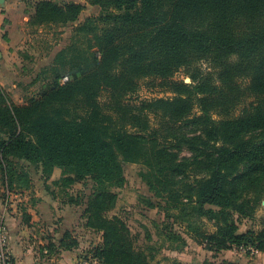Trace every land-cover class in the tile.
Here are the masks:
<instances>
[{
    "label": "trees",
    "instance_id": "16d2710c",
    "mask_svg": "<svg viewBox=\"0 0 264 264\" xmlns=\"http://www.w3.org/2000/svg\"><path fill=\"white\" fill-rule=\"evenodd\" d=\"M85 2L101 10L79 29L93 34L92 64H71L75 71L57 75L25 105L13 104L0 87V185L8 192L29 190L26 174L13 169L22 163L39 170L43 181L58 169L53 186L65 198L73 184L90 180L82 218L85 229L101 237L92 258L100 264H151V249L137 250L124 222L106 216L117 198L110 189L125 183L122 164H141L148 189L181 219L221 216L213 234L197 233L209 250L264 254V231L240 233L232 219H249L264 198V0ZM83 10L76 3L37 0L29 23L66 27ZM200 61L217 72V85L194 68ZM182 68L191 70L190 84L169 83L174 98L124 103L137 91V79L165 81ZM236 78L248 80L246 86ZM102 92L109 95L103 106ZM246 96L253 103L233 116ZM150 116L161 119L157 128ZM184 127L192 128L190 135L178 131ZM183 148L190 158L179 157ZM190 171L203 175L187 182ZM69 238L66 233L59 249H76ZM169 240L182 243L179 235Z\"/></svg>",
    "mask_w": 264,
    "mask_h": 264
},
{
    "label": "rangeland",
    "instance_id": "374dc122",
    "mask_svg": "<svg viewBox=\"0 0 264 264\" xmlns=\"http://www.w3.org/2000/svg\"><path fill=\"white\" fill-rule=\"evenodd\" d=\"M37 0H12L11 13L3 24V40L6 48L0 50L4 59L0 58V87L8 99L15 105H25L53 85L56 76H65L76 68L71 64L80 65L83 69L92 64L95 56V41L93 34L80 31V27L87 25V20L97 19L101 10L96 6H89L85 0H55L57 3H76L84 6L78 20L66 27L51 25H30L29 17ZM100 28V25L98 26ZM202 75L210 74L214 84H218L216 71L208 61H200L193 65ZM70 68H73L70 70ZM191 71V70H190ZM190 71L179 69L170 79L162 81L156 78L137 79V91L131 96H126L124 103L139 105L143 101L155 99H172L175 96L169 83L190 84ZM238 85L245 87L247 81L236 78ZM107 92H102L99 102L103 105L109 100ZM252 97L246 96L235 107L233 116L240 115L242 109L249 108L253 103ZM197 110H194L196 113ZM212 117L217 118L215 115ZM150 126L157 128L162 121L160 118L150 116ZM129 130L130 128L127 127ZM191 127L178 129L183 134L190 135ZM159 142L162 139L159 138ZM170 141V140H169ZM179 157L190 158L191 153L183 148ZM17 174H26L25 179L43 196H51L46 191V186L54 192L55 205L63 220L62 235L68 233L69 241L76 243V264H100L92 258L94 249L101 244L100 234L85 229V220L82 218L83 209L88 196L93 190L90 180L77 182L67 189L68 197H62L59 189L53 182L60 179V171L54 169L48 180L43 181L41 173L28 164H19L13 168ZM123 177L125 183L122 188H111V193L116 195L113 208L106 212L108 218L116 217L124 222L135 240V248L153 255L151 264H202L212 262L220 264L230 262L235 264H264V254L250 252L249 250L231 249L229 251L215 252L209 250L197 236V233L210 235L215 232L217 216L208 221L197 217H179V211L167 208L162 198L155 196L146 185L141 176L145 167L141 164L123 163ZM201 173L190 171L187 182L201 177ZM18 177V176H16ZM46 185V186H45ZM8 192L0 185V200L5 201ZM30 195V194H29ZM72 203H66L67 200ZM238 231H264V198L257 205L252 217L240 219L233 214ZM183 220V221H182ZM190 227V229H189ZM193 229V230H191ZM179 235L182 243H172L169 237ZM64 237V236H63ZM48 257V253L46 254Z\"/></svg>",
    "mask_w": 264,
    "mask_h": 264
},
{
    "label": "crops",
    "instance_id": "0c3cea01",
    "mask_svg": "<svg viewBox=\"0 0 264 264\" xmlns=\"http://www.w3.org/2000/svg\"><path fill=\"white\" fill-rule=\"evenodd\" d=\"M12 5V0H3L0 6V50L7 47L2 37L3 24ZM0 58L4 59L1 53ZM55 201L40 194L33 186L27 191L7 193L5 201L0 200V217L4 216L13 264H76L75 249H59L64 236L63 220ZM47 247L52 252L46 258Z\"/></svg>",
    "mask_w": 264,
    "mask_h": 264
},
{
    "label": "built area",
    "instance_id": "2783aa9c",
    "mask_svg": "<svg viewBox=\"0 0 264 264\" xmlns=\"http://www.w3.org/2000/svg\"><path fill=\"white\" fill-rule=\"evenodd\" d=\"M65 82H67V78L61 80V84ZM46 254L47 252L44 251V255ZM0 264H13L8 248V231L4 222V216L0 217Z\"/></svg>",
    "mask_w": 264,
    "mask_h": 264
},
{
    "label": "water",
    "instance_id": "95a60500",
    "mask_svg": "<svg viewBox=\"0 0 264 264\" xmlns=\"http://www.w3.org/2000/svg\"><path fill=\"white\" fill-rule=\"evenodd\" d=\"M3 4V0H0V6Z\"/></svg>",
    "mask_w": 264,
    "mask_h": 264
}]
</instances>
